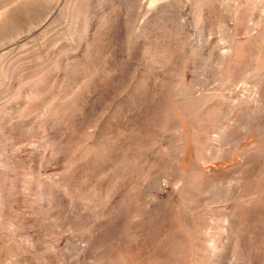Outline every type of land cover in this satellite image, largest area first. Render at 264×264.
<instances>
[{"label": "rangeland", "instance_id": "obj_1", "mask_svg": "<svg viewBox=\"0 0 264 264\" xmlns=\"http://www.w3.org/2000/svg\"><path fill=\"white\" fill-rule=\"evenodd\" d=\"M0 264H264V0H0Z\"/></svg>", "mask_w": 264, "mask_h": 264}]
</instances>
